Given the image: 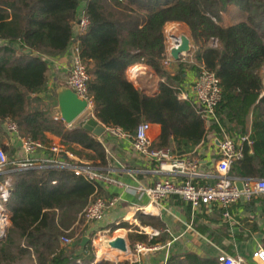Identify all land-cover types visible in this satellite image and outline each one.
I'll use <instances>...</instances> for the list:
<instances>
[{
    "label": "trees",
    "instance_id": "1",
    "mask_svg": "<svg viewBox=\"0 0 264 264\" xmlns=\"http://www.w3.org/2000/svg\"><path fill=\"white\" fill-rule=\"evenodd\" d=\"M233 9L241 19L235 21L233 15L228 22L226 15ZM80 14L86 24L73 36ZM168 23L184 25L192 46L190 60L170 62L171 71L163 65V27ZM71 44L84 66L85 96L98 124L119 128L131 140L139 124L157 125L159 134L149 150H167L171 138L179 156L191 155L209 132L220 140L222 131L236 136L250 129V145L242 143V157L231 164L228 176L264 179V0H0V126L10 119L19 136L44 146L55 138L65 152L105 172L104 149L82 128L83 122L67 126L53 115L55 97L46 88L44 58L61 56ZM137 64L158 80L152 96L125 76ZM198 67L218 80L216 123L206 121L192 101L178 99L184 71L197 72ZM0 149L6 156L12 153L1 143ZM3 178L9 180L4 203L8 227L0 241V264H19L25 258L31 264H128L95 263L93 234L80 245L86 237L81 211L96 197L95 185L56 167L13 170ZM136 219L141 227L163 228L157 218L138 214ZM118 228L126 230L129 249L166 241L163 233L149 238L125 223L110 232ZM61 237L71 243L62 245ZM165 264H217V258L185 254Z\"/></svg>",
    "mask_w": 264,
    "mask_h": 264
},
{
    "label": "crops",
    "instance_id": "2",
    "mask_svg": "<svg viewBox=\"0 0 264 264\" xmlns=\"http://www.w3.org/2000/svg\"><path fill=\"white\" fill-rule=\"evenodd\" d=\"M83 4L84 2L82 1L79 7L80 10H82ZM81 17L82 15L80 14L78 18ZM78 31L77 25H75L73 36ZM185 33L187 34L186 37H188V31ZM72 45L57 58H44L48 68L46 88L49 92L53 90L55 97V113L53 114L55 117H58L56 113L55 91L60 86H67L68 58ZM130 68H132V71H130ZM169 70H174L173 64ZM196 73L193 70L184 71L183 80L179 86L178 99L192 101V83ZM125 76L134 88L142 91L145 95L152 96L156 93L158 80L148 67L140 64L133 65L126 70ZM89 117H93L91 105H88V108L70 125L82 123ZM6 120L10 119H4L0 126L2 133L0 143L12 150V153L7 156L10 162L30 160L38 164L45 163L46 160L54 158L49 149L51 146L59 145L58 140L55 138H51L48 146H44L36 141L40 144L41 148L30 156H24L18 141L6 132ZM13 123L15 124V122ZM101 127L104 129V132L97 139L106 154L105 172L117 182L132 189L138 186L150 187L155 181L162 178H169L173 181L180 179L169 176L165 171L157 172V163L153 159L134 153L131 146L132 140L125 134L115 136L109 132V129ZM158 134L159 127L150 124L147 133L150 142ZM249 134L250 129L242 135L248 138ZM17 136L22 138V136H19L18 127ZM218 141L215 135L209 132L203 142L192 150L191 155L179 156L173 151V142L169 138L167 141L168 149L164 151L165 157L162 161L166 165H169L174 160L194 161L197 163L196 172L199 174V177H195L192 182L198 185H211L214 182L215 165L218 159ZM61 160L69 164L85 162L83 159L67 151L65 152L64 149ZM96 187L99 188L96 197L107 199L106 201L115 199V203L112 207L105 210L100 222H85L86 237L89 234L98 236L99 234L97 235V233L101 231L107 234L110 232L111 227H118L121 223H125L137 227L139 231L149 238L163 233L162 235H166V241L163 244L153 245L160 247L156 251H149L134 256L132 249H129L127 244L126 230L118 228L110 232L111 236H107L106 241L111 240V238L122 237L125 240L128 252L126 254L116 252L115 250L114 252L105 246L104 242L106 241L100 243V240H98V245L94 246L93 244L96 241L94 240L91 244L94 248L96 247L95 263L100 261H110L113 263L126 261L128 264H165L166 260L173 256L193 254L204 260H214L221 255H226L241 259V264H255L250 258L252 251L257 247L264 250V195H258L247 202L238 201L226 209L221 208L218 204L199 207L193 212V216L191 217L188 205L177 197H170L159 204H151L148 198L142 194H134L116 186L99 184ZM224 212L228 214V218L223 217ZM138 214L145 218H157L163 224V228L155 230L149 226L141 227L136 219V215ZM111 258L114 260H111Z\"/></svg>",
    "mask_w": 264,
    "mask_h": 264
},
{
    "label": "built area",
    "instance_id": "3",
    "mask_svg": "<svg viewBox=\"0 0 264 264\" xmlns=\"http://www.w3.org/2000/svg\"><path fill=\"white\" fill-rule=\"evenodd\" d=\"M85 24V19L83 17L79 18L76 23L77 29L79 31L83 30ZM172 43H174L173 40ZM171 47L172 46L166 47L165 45L166 58L163 61L164 66H168L170 62H172L168 55ZM130 71H132V68H130ZM67 74V87L74 92L78 99L85 100L87 105H90V102L85 96L87 75L84 66L78 58L77 49L74 45H72L70 49ZM192 93V102L201 108L206 121L216 123L214 108L220 99V90L218 87V80L214 74L206 71L202 67H198V71L192 83ZM148 129L149 125L146 123L139 124L136 127L131 142L132 150L139 156L153 159L158 166L157 172L165 171L171 177L180 178L178 181H173L169 178H162L155 181L150 187L138 186L131 189L117 182L106 172H103V170L95 168L86 162H79L77 164L64 162L61 160L63 148L59 145L51 146L49 149L50 153L54 155L53 159L38 164L33 163L30 160L10 162L6 158L4 152L0 149V176L13 170H40L48 167L66 169L72 172L74 176H79L95 186L99 184L116 186L134 194L145 195L151 204H159L170 197H177L183 203L188 205L191 211V217L193 216V212L199 207L218 204L221 208L226 209L228 206L238 201L247 202L258 195H264V179L245 180L228 176L231 164L240 160L242 157V143L250 145V141L246 136L242 134L230 136L223 131L221 132L222 138L217 143L218 159L215 165L214 182L211 185H198L192 182L195 177H199V174L196 172L197 163L187 160H174L169 165H166L164 161H162L165 157L163 150H149L150 140L147 135ZM5 130L18 141L19 147L24 156H30L41 148L38 142L29 137L19 138L17 136V127L12 121L6 120ZM109 132L115 136H122L124 134L119 128L109 129ZM235 182H241V190H237ZM8 195L9 180L8 178H3V180L0 181V241L5 237L6 229L8 227V213L4 208V203L7 201ZM114 203L115 199L103 201L99 197L93 198L81 211V218L86 223L100 222L105 210L112 207ZM223 217L228 218V214L224 212ZM60 243L62 245H69L71 240L66 237H61ZM158 249H160L159 246L145 247L140 244H135L132 252L134 256H137L141 253L156 251ZM250 258L255 264H264V250L257 247L252 251ZM241 263L242 261L239 258H232L226 255L217 257V264Z\"/></svg>",
    "mask_w": 264,
    "mask_h": 264
},
{
    "label": "water",
    "instance_id": "4",
    "mask_svg": "<svg viewBox=\"0 0 264 264\" xmlns=\"http://www.w3.org/2000/svg\"><path fill=\"white\" fill-rule=\"evenodd\" d=\"M170 39L175 43L168 52L173 62L178 61L181 57L190 52V42L186 36L181 35L177 37L171 35ZM55 93L56 113L66 125L72 124V122L88 108L87 102L78 99L74 92L67 86L58 87ZM81 126L96 138H99L104 132V129L97 124L93 117L87 118ZM235 187L237 190H241V182H235ZM87 241V237L82 238L80 245L85 244ZM105 246L119 253L126 254L128 252L127 245L122 237H115L106 241Z\"/></svg>",
    "mask_w": 264,
    "mask_h": 264
},
{
    "label": "rangeland",
    "instance_id": "5",
    "mask_svg": "<svg viewBox=\"0 0 264 264\" xmlns=\"http://www.w3.org/2000/svg\"><path fill=\"white\" fill-rule=\"evenodd\" d=\"M235 16V21H238V20H240L241 18H240V13L236 10V9H233V10H231L226 16H227V19L229 18V20H228V22H231L232 21V19H231V16ZM239 17V18H238ZM234 20V19H233ZM226 25H228V23H226ZM187 30H186V27L183 25H180V24H165L164 25V27H163V34H164V38H165V45H166V47H169V46H172L171 44H172V40L170 39V37L169 36H171V35H174V36H181V35H183V36H187V34L185 33ZM188 38V37H187ZM211 44V46H214L216 43H215V41H212V42H210ZM191 47V46H190ZM192 52V47H191V49H190V52H189V54H186V55H184L183 57H181L180 59H182V60H190V53ZM262 73H263V77H264V68H263V70H262ZM85 114V113H84ZM24 138H26V137H24ZM6 156V155H5ZM6 158L8 159V157L6 156ZM8 161H9V159H8ZM6 234V233H5ZM99 234V235H98ZM97 235L98 236H96V235H94L93 234V236H92V241H94V240H96L95 241V243L93 244L94 246H97L98 245V240H100V243L102 242V241H106L107 239V236L108 237H110L111 236V233L110 232H108L107 234H105V232L104 231H101V232H99V233H97ZM103 236V237H102ZM94 246H93V248H94ZM96 248V247H95ZM94 248V250H96ZM111 260H114L113 258H111ZM19 264H31L30 263V259L29 258H25V259H23V260H20V262H19Z\"/></svg>",
    "mask_w": 264,
    "mask_h": 264
},
{
    "label": "bare ground",
    "instance_id": "6",
    "mask_svg": "<svg viewBox=\"0 0 264 264\" xmlns=\"http://www.w3.org/2000/svg\"><path fill=\"white\" fill-rule=\"evenodd\" d=\"M174 44L175 43H172L171 45H172V47L174 46ZM120 235V234H119ZM112 239V238H111ZM104 243H106V242H104ZM103 251V250H102ZM114 251V250H113ZM110 252V251H109ZM111 252H112V250H111ZM115 252V251H114ZM117 252V251H116ZM105 253V252H104ZM106 253H107V251H106ZM106 255H108V254H106ZM105 257V256H104ZM123 257V256H122ZM120 258V257H119Z\"/></svg>",
    "mask_w": 264,
    "mask_h": 264
}]
</instances>
